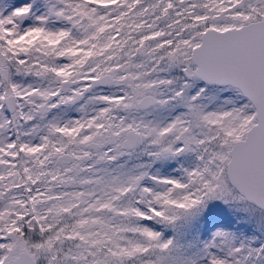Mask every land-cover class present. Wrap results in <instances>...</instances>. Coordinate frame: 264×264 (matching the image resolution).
Here are the masks:
<instances>
[{
    "label": "snow or ice",
    "instance_id": "6c2138e0",
    "mask_svg": "<svg viewBox=\"0 0 264 264\" xmlns=\"http://www.w3.org/2000/svg\"><path fill=\"white\" fill-rule=\"evenodd\" d=\"M0 264H264V0H0Z\"/></svg>",
    "mask_w": 264,
    "mask_h": 264
}]
</instances>
